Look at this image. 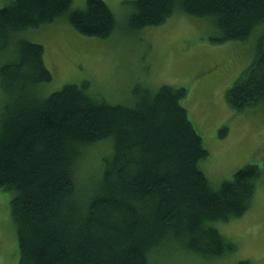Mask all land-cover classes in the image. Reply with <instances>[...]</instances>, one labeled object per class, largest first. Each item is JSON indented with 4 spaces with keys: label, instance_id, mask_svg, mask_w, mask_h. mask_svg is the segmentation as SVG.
<instances>
[{
    "label": "trees",
    "instance_id": "16d2710c",
    "mask_svg": "<svg viewBox=\"0 0 264 264\" xmlns=\"http://www.w3.org/2000/svg\"><path fill=\"white\" fill-rule=\"evenodd\" d=\"M72 2L5 5L0 50H8L17 32L68 11L83 34L113 32L117 20L105 0L70 10ZM177 11L210 17L218 42L248 39L264 26V0H134L129 24L160 25ZM14 50L15 59L0 68V84L10 95L0 119V189L13 193L19 264H151V255L164 250L211 260L234 249L215 222L249 210L260 170L247 164L233 179L212 185L200 167L208 150L181 103L185 87L138 84L132 104L109 102L88 81L43 96L36 86L52 79L44 46L19 38ZM227 100L239 111L264 102V29ZM106 138L112 152L78 196L79 160L85 148Z\"/></svg>",
    "mask_w": 264,
    "mask_h": 264
},
{
    "label": "rangeland",
    "instance_id": "374dc122",
    "mask_svg": "<svg viewBox=\"0 0 264 264\" xmlns=\"http://www.w3.org/2000/svg\"><path fill=\"white\" fill-rule=\"evenodd\" d=\"M13 0H0V10ZM115 14L117 25L107 37L79 32L69 20V11L53 22L17 32L8 50H0V68L15 59L19 38L40 43L52 79L38 84L43 96L68 83L89 82V89L109 102L132 104L138 84L157 90L168 84L185 87L181 103L203 138L208 156L200 167L212 185L231 180L235 172L255 164L260 174L252 206L229 221H216L234 249L222 256L203 259L181 251L151 255V264H264V102L237 110L230 106L227 91L255 56L256 43L264 26L245 40L214 41L210 17L177 11L166 22L133 28L129 17L134 0H105ZM86 0H73L70 10L84 9ZM10 99L0 84V119ZM226 127V134L220 135ZM112 152L110 138L85 148L79 160L77 194L85 192L92 176L101 171L103 157ZM94 179V178H93ZM12 191L0 189V264H19L20 250L11 213ZM242 217V218H241ZM154 261V262H153ZM168 262V263H167Z\"/></svg>",
    "mask_w": 264,
    "mask_h": 264
},
{
    "label": "bare ground",
    "instance_id": "6f19581e",
    "mask_svg": "<svg viewBox=\"0 0 264 264\" xmlns=\"http://www.w3.org/2000/svg\"><path fill=\"white\" fill-rule=\"evenodd\" d=\"M242 218V217H241ZM154 262V261H153ZM168 263V262H167Z\"/></svg>",
    "mask_w": 264,
    "mask_h": 264
}]
</instances>
